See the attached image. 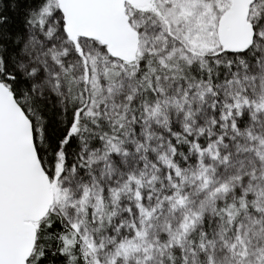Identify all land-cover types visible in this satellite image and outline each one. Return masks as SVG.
Returning a JSON list of instances; mask_svg holds the SVG:
<instances>
[{"label":"snow or ice","instance_id":"obj_1","mask_svg":"<svg viewBox=\"0 0 264 264\" xmlns=\"http://www.w3.org/2000/svg\"><path fill=\"white\" fill-rule=\"evenodd\" d=\"M0 264H264V0H0Z\"/></svg>","mask_w":264,"mask_h":264}]
</instances>
